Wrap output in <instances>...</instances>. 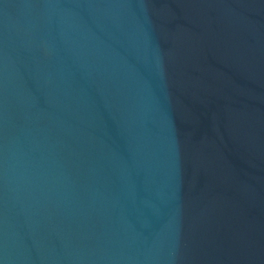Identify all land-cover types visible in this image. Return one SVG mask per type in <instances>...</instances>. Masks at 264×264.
Instances as JSON below:
<instances>
[{
    "label": "water",
    "instance_id": "obj_1",
    "mask_svg": "<svg viewBox=\"0 0 264 264\" xmlns=\"http://www.w3.org/2000/svg\"><path fill=\"white\" fill-rule=\"evenodd\" d=\"M0 264H264V0H0Z\"/></svg>",
    "mask_w": 264,
    "mask_h": 264
}]
</instances>
